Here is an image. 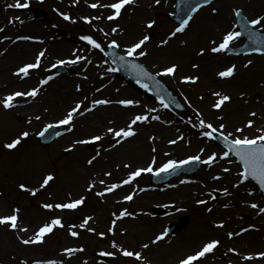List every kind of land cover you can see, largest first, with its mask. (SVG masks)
I'll use <instances>...</instances> for the list:
<instances>
[{"label": "rangeland", "instance_id": "rangeland-1", "mask_svg": "<svg viewBox=\"0 0 264 264\" xmlns=\"http://www.w3.org/2000/svg\"><path fill=\"white\" fill-rule=\"evenodd\" d=\"M61 1L65 4L69 2V0ZM102 1L104 0H82L80 10H74L72 5L61 7L62 13L71 17V20L67 21L60 15L50 13L49 0H28V7H10L2 13L0 45L7 44V37L14 38L18 33L16 21L12 19L10 13L20 18L22 22H19V26L24 22H39L43 25L37 31L26 34L36 40L26 39L25 41L36 45L28 56L26 53L18 54L17 63L21 65L20 67L33 63V59L43 49L46 56L40 62V66L33 69L32 76L15 77V80H10L7 76V73H11L12 63L9 66L10 70H7L6 64L0 63V100L17 91L28 92L37 86H41L42 89L39 90L35 98L17 97L11 108L5 109L0 105V197H3V192L14 183L24 184L30 190H36L35 195L30 192L23 202L24 204L16 207L19 209L18 215L22 217V222L37 226L38 230L51 213L36 208V205L45 201L46 197H57L60 200V193L68 188L66 184L68 181L71 182L68 185L78 186L77 194L73 200L84 197V203L75 210H68L62 214L61 222L63 225H68L79 218L91 217L89 226L96 227L98 233L97 237L93 236L89 242L94 243V246L89 250L83 249L81 244L78 247L74 246L75 237L69 238V248L83 249L80 251V258L86 259L82 260L80 264H116V255H100L101 252H112L106 247V238L112 233L109 228H112L113 221L118 225L117 229H126L125 235H133L134 232L130 227L144 224L146 218L151 219L154 225H157L151 229L152 237L165 232L168 223L183 222L184 225L180 230L171 234L167 233L161 240L163 242L171 241L167 245L179 242L184 232L185 234L188 232L191 238L186 242L187 245L182 246L179 252L174 253L176 255L171 257L149 256L145 264H179L181 259L200 250L203 244L210 240H218L220 243L212 252L193 264H264V258L256 256L257 253L264 252V213L259 212V208L264 207V195L249 179L243 183L239 182L240 166L229 156L222 159L221 156L225 150L221 144L215 139L202 136L200 133L207 129H201L198 126L199 120L203 119L206 123H211L217 128L220 124H224L226 126L223 130L225 134L231 132L233 136L249 137L264 135V73L261 76L248 74L241 81L237 77L240 71L251 69V73H253L252 70L257 63L260 60L264 62V54L237 55L225 51L216 56V53L210 51V48L214 46L213 41L219 43L227 31L235 30L234 9L242 10L245 16L251 20L257 16H264V0H213L195 12L185 31L177 33L174 37L170 36V33L179 25L173 23L167 16L173 11L174 0H165L164 3L162 2L153 9L154 14L139 17V22H144L146 25L149 21H155L152 28L157 26L162 30L160 33L157 32L154 37L156 42L163 38L160 37L162 32L166 33L163 40L168 42L156 45V48H160L161 52L156 51L158 53H155L148 49L145 51L146 56L135 58L155 73L172 64L178 65L174 76L159 77L173 89L186 105L185 113L169 107L164 108L160 101L149 100L125 85L122 80L116 78L115 71H107L108 68L114 67L102 52L80 39L81 36L90 35L102 47L115 40L119 44V51L125 53L127 47L145 36L143 31L135 36H130L129 31L123 30L124 28L121 30L117 28L115 34L111 33L102 37L92 32L93 23H87L81 18L100 17V12L89 5L101 4ZM106 1L115 2V0ZM20 2L24 3V0H20ZM219 6L227 8L228 17L225 21H223V17H219V10L215 13L212 11L213 8L216 9ZM34 9H37L38 12ZM205 10H208L206 20L210 22L209 27L212 28L204 36L197 26L192 25V21ZM110 14L111 12L106 13L107 16ZM128 14H130L129 5H125L121 10L120 17L125 19ZM61 42H65V44ZM173 43L184 47V49L172 50ZM241 43L242 41H236L231 47H238ZM202 48L205 51L203 55H200ZM4 49V47H0L1 51ZM185 50L186 52H184ZM149 55L150 57H148ZM76 56H84L86 59L77 63L57 64V61L60 60H74ZM206 56L214 57L211 69L205 71L202 67L206 63ZM224 58L226 59L224 60ZM181 59L186 64H183ZM248 60H252V64L245 67ZM53 65L63 66L69 71L56 74ZM193 65H197V67H193ZM232 65L236 66L232 77L221 78L217 75L218 72ZM96 70H99V73L102 70L108 84L97 80ZM49 76L52 79L48 80L46 84L40 83L41 80H47ZM186 76L198 77V80L195 83H184L182 79ZM200 78L201 81L203 79L202 82ZM28 79L30 81H26ZM59 84L61 90L68 91L66 98L63 97L61 101L55 95L58 94L55 86H59ZM217 92L231 97L230 101L225 102L218 110L212 107L218 99L213 93ZM38 96L40 100L37 99ZM98 99L107 100L110 103L92 106V101ZM128 99L139 103L129 106L118 103L120 100ZM77 103H81L80 111L83 112V115H74L71 131L68 130L69 126L60 125L63 133L54 139L47 148H41L37 144L36 135L48 124L57 125V122L63 119ZM88 107H91L92 110L84 111ZM153 109L155 110L152 111ZM251 112H255L256 116H250ZM136 115H147L148 120L137 122L132 126L135 135L116 144L115 140L119 138H114L111 133L107 132V129L110 127L114 130L126 128ZM37 116L40 117L39 120L36 119ZM156 116L159 117L158 120L153 119ZM248 120H253V126L245 128L243 133H237L236 128H243ZM23 124L28 126V137H21V134L16 133V130ZM257 129L261 131L257 132ZM94 136H101L102 139L93 141L91 138ZM158 136H161L160 142L155 141ZM18 137L21 142L14 149L5 147L7 141L10 143ZM179 137H183V139H178ZM78 140H86L88 143H74ZM170 140L177 142L170 144ZM142 141L144 146L140 143ZM213 153L217 154L215 163L211 165L203 163ZM195 155L201 157L200 162L203 163L201 169L191 175L172 178L156 188L150 186L149 176L169 159L179 162ZM92 157H96V159L89 164L88 160ZM153 158H155V163L152 165V173L144 172L134 178L131 183L122 184L112 192L105 191L110 185L119 184L127 179L130 172L148 167L149 164H152ZM125 165H129V167H125ZM225 168L229 171H223ZM40 170L43 171L44 177L47 175L54 177L44 188H40V184L36 182V174ZM84 172L95 177L93 179L99 182L104 195L116 196L120 202L110 199L109 205L112 207L109 210L99 209L96 206L97 195L92 192V188L89 191L83 185ZM230 172H232L231 176H229ZM105 173H110V175H105ZM213 177H219V179H213ZM223 178L224 181L230 183L228 187L221 183L216 184ZM29 179L33 183H28ZM101 180L105 183L101 184ZM208 184H211L208 186L209 189L203 190V186ZM224 189H227L229 194L226 195ZM129 194L133 196L130 201V204L134 205L133 208L130 207V204L123 205L121 203L124 197ZM142 194L145 196L143 201ZM182 195L186 201L187 199L195 202L204 200L206 203H197L198 205L193 207L190 205L191 201H179ZM137 196H140L138 201L136 200ZM63 202L67 203V201ZM114 203L117 204L114 206ZM253 203L259 207L256 209L250 207ZM139 205L144 206V209H139ZM12 207L15 206L0 200V216L11 215L8 213ZM209 208L211 211H208ZM124 210L132 215L120 217V213ZM221 223L223 227H217ZM242 229L247 230L242 231ZM5 232L8 234L5 235ZM229 232L239 233V235L229 238ZM100 233H104V237L99 235ZM247 234L258 236L260 243L258 245L247 244V241L242 240ZM9 239V232L0 226V246L7 245ZM54 243L55 239L52 235L46 238L45 243H41L39 256L42 259L47 258L45 252ZM137 245L138 242H135L133 236H128L117 244V249H127L135 253ZM85 247L87 246L85 245ZM229 249L235 251H229ZM16 254V256L20 255L18 252ZM247 255L253 256V259H243ZM127 258L131 262L135 259L134 257ZM11 261L10 258L9 262Z\"/></svg>", "mask_w": 264, "mask_h": 264}, {"label": "snow or ice", "instance_id": "snow-or-ice-1", "mask_svg": "<svg viewBox=\"0 0 264 264\" xmlns=\"http://www.w3.org/2000/svg\"><path fill=\"white\" fill-rule=\"evenodd\" d=\"M134 2H135V0H115V2L110 3V4H106V5L93 3V4H90L89 7L97 8L99 6V7H107V8L113 9L114 10L113 14L109 15L107 17L108 20H113V19H116L117 17H119L121 10L125 7V5H128L130 3H134ZM211 2H212V0H198V2L189 5L187 17L185 19H183L180 22L179 26L176 27L174 29V31H172L170 33V36L174 37L177 35V33L184 32L186 27L188 26L189 22L193 18L192 14L197 12L204 5H208ZM73 3L74 4L78 3V0H73ZM155 3L159 4L160 0H155ZM28 6H29L28 0H24V3H21L20 0H16L15 4L8 5V7H16V8H22V7L26 8ZM212 11H213V13H215L217 11V9L213 8ZM60 15L66 21L71 20V17L66 13H60ZM234 16L237 19H242L243 18L242 10L234 9ZM99 18L100 17H93L92 19H99ZM81 19H83L87 23H91V20L88 17H82ZM154 23H155V21H149L147 27L152 28ZM240 27L244 28L247 31L248 39L250 41H252L253 44H259L260 41L256 38L257 34L252 32V31H248V29H249V27L250 28L260 27V28L264 29V16H257L251 20H247L244 24H241ZM101 31H103V30H101ZM116 31H117V28L112 29L113 33H115ZM244 34H245L244 32H241L238 30H229L224 34V36L222 37V39L219 43H216L215 41L212 42L214 46H212L210 48V51L212 53H220V52L228 51V50H230V46L235 41L239 40L241 38V36H243ZM17 39H33V38L32 37H17ZM80 39L83 41H86L89 45H91L92 48L99 49L101 52L104 51L101 44L97 40H95L92 36L84 35V36H81ZM149 39H150V37L148 35H145L142 39L138 40L137 42L133 43L131 46L127 47L125 50V54L121 55L119 57V60L124 62V61H126V57H136L138 59L139 57L146 56L147 53L143 50V46L146 44V42ZM167 42H168L167 40H163V41H161V44H167ZM108 46L113 47V48H118L119 44L117 43V41L112 40ZM204 51L205 50L203 48L200 49L199 54L203 55ZM253 51H255L259 54H264V47H255V48H253ZM44 55H45L44 51L39 52L35 58L34 63L25 64L24 66L20 67L15 74L16 75L23 74V76H28L30 74L29 70L38 68L40 66L41 58ZM85 59H86V57H84V56H76L74 60H69V61L60 60V61H57V64L77 63V62H79L81 60H85ZM89 63H90V61H89ZM251 64H252V60H248L247 63L245 64V67H248ZM55 66L56 65H53V67H55ZM193 67H197V65H193ZM235 67H236L235 65L227 67L225 70L218 72L217 75L221 78L232 77L234 75V72H235ZM130 68H131V70L135 71L138 76L145 77L148 80H154L155 76H174L176 71H177L178 65L172 64L171 66L165 67L160 72H157L155 74L150 72L147 68H145L144 65H142L140 63H132V64H130ZM107 71L114 72V71H116V69L115 68H108ZM51 79H52V77L49 76L47 78V80H41L40 83L46 84L48 82V80H51ZM197 80H198V77L186 76V77H183L182 82H184V83H195ZM137 83H141V81L137 80ZM141 86L144 88L149 87V85L146 83H142ZM78 88H79V86H78ZM38 92H39V88H32L28 92L17 91V92L11 93V94L7 95L6 97H4L3 100H0V105H2L5 109L11 108L14 106L13 101L17 97L30 96V97L35 98L36 95L38 94ZM213 95L218 97L216 103H214L212 105V107L217 109V110L220 109L221 106L224 105L225 102L230 101V99H231V97H229L228 95H221L218 92L213 93ZM157 99L160 101V104L162 107L167 108L169 106L168 103L165 102V98L163 96L158 95ZM107 103H110V101L98 99V100L92 101V106L102 105V104H107ZM118 103L121 105H124V106H129V105L137 104L139 102L128 99V100H120V101H118ZM176 107H180V105L177 104ZM80 110H81V103H77L73 108H71L68 111L67 115L63 119H61L57 122L58 125H67V126H69L68 130L71 131V125H72V121L74 119V115H76V114L83 115V112ZM91 110H92L91 107L84 109V111H91ZM154 110L155 109H153L152 111H154ZM249 115L254 117V116H256V113L251 112V113H249ZM36 119L39 120L40 117L37 116ZM153 119L158 120L159 117L156 116V117H153ZM147 120H148L147 115H136L131 120V122L128 124V126L126 128L114 130L113 128L110 127L107 129V132L111 133L114 138H119V139L115 140V143L120 144L123 139H126L128 137L135 135V132L132 128L133 125H135L137 122H144ZM193 126L196 127L197 125H193ZM198 126L201 129H207V130L201 132L200 134L204 137H207L208 139H216L215 134L219 132V135L223 138L224 146L228 149V151H224L222 153V156H221L222 159L227 158L229 156V152L234 153L235 156L239 159V161L243 165V170L239 174V182L240 183H243L245 180H248L249 177H251L252 179H254L255 181L258 182L259 186L262 189H264V135H256L254 137H249V136H242V135L233 136V133H231V132H228L227 134H225V132L223 130L225 129L226 126L224 124H220L219 128H217V127H214L211 123H206L203 119L199 120ZM252 126H253V120H248L243 128H236L235 131L237 133H243L245 128H251ZM53 127H54V125H52V124L46 125L45 128L43 129V131H41L39 133V135L43 136L44 133L48 131V129L53 128ZM260 131H261L260 129H257V132H260ZM28 136H29V133L27 131L21 133V137H28ZM91 139L93 141H99L102 139V137L101 136H94ZM178 139H183V137H179ZM20 142H21V139H20V137H18L16 139H13L10 143H7L5 145V147L8 149H14L17 145L20 144ZM176 142H177L176 140H170L169 141L170 144H175ZM74 143L85 144V143H88V141L78 140V141H75ZM201 151H203V149H201ZM216 158H217V154L213 153V154L209 155L207 157V159L203 161V163L211 165V164L215 163ZM95 159H96V157H92V159L88 160V163L91 164L93 162V160H95ZM200 159H201V157L199 155L189 156L184 160H180L179 162L169 159L162 166H160L158 169L155 170V174L169 172V171L175 170L177 167H179L181 165H185V164H188V163L193 162V161H200ZM154 163H155V158H153L152 164H149L148 167L138 168L135 171L130 172L128 174L127 179L121 181L119 184L114 183V184L110 185L109 187H107L105 189V191L106 192H112L113 190L120 187L122 184L131 183L134 180V178L139 177L144 172L152 173L153 172V166L152 165ZM125 167H129V165H125ZM223 171L227 172V171H229V169L225 168V169H223ZM105 175H110V173H105ZM53 179H54V177L52 175L45 176L43 178L42 183L40 184V188H44L45 186H47L49 184V182L52 181ZM213 179H219V177H213ZM100 183L104 184L105 182L103 180H101ZM182 183H183V181H182ZM19 187L22 190L30 191L32 195H35V193H36V190L27 189L24 184H20ZM92 187H93V185L90 184L89 190H91ZM224 193L226 195L229 194L227 189H224ZM104 194H105L104 192L98 193V195H100V196H103ZM132 199H133V196L131 194L124 197V200H127V201H131ZM84 200H85L84 197H80L79 199L71 200L70 202H67V203H61V204H55V205L44 204L43 207L46 209H52L53 207H55L57 209L75 210L78 206H80L84 203ZM197 203L198 204H205L206 201L198 200ZM250 207H252L253 209H256L259 206L255 203H253L250 205ZM208 211H211V209L209 208ZM259 212L264 213V207H260ZM18 213H19V209L14 208L12 210L11 215L0 216V226L6 225L8 228H10L12 230H16L18 228ZM125 215L130 216L132 214L128 213L127 210H124L120 213V217H124ZM91 219H92L91 217H85L83 222L80 224L79 227L85 228L88 225L89 220H91ZM113 225H115V221H113ZM55 227H61V228L64 227L63 223L61 222V219L58 217L53 218L50 222H47L43 226L39 227L38 230H36L35 233L31 237H29L28 239H22L21 238V243L24 245L43 243L44 237L47 234L51 233ZM217 227H223V224L221 223V224L217 225ZM87 230L89 232L95 231V229H93V228H88ZM112 230H113L112 228H109L110 232ZM246 230L247 229H242V231H246ZM19 231L20 232H26L27 228H19ZM69 234L72 237L78 236V232L72 231L71 229H69ZM99 235L103 236L104 233H100ZM166 235H167V231L157 235L152 242L156 243V242L164 239ZM233 235H239V233H235V234L232 232L228 233L229 238H231ZM219 243L220 242L218 240H210V241L204 243L203 246L200 248V250L196 251L195 253H193L191 255L186 256L183 259H181L179 261V264H193V262L198 261L199 259L203 258L206 254L212 252L219 245ZM112 247L117 248L118 246L116 245L115 242H113ZM142 247L147 248L148 245L144 244ZM78 251H83V249L82 248H78V249L77 248H66V249H64V252L67 253L68 256H71L72 254H74L75 252H78ZM229 251L234 252L235 250L229 249ZM120 254L125 256V257H134L136 260L142 259V254L140 252L134 253V252L129 251L127 249L120 250ZM100 255L115 256L116 253H114V252H101ZM256 256L259 258H264V252L257 253ZM243 259L251 260V259H253V256L247 255V256H244ZM24 264H26V262H24ZM34 264H63V262H57L55 260H48V261H44V262L36 261V262H34Z\"/></svg>", "mask_w": 264, "mask_h": 264}, {"label": "bare ground", "instance_id": "bare-ground-1", "mask_svg": "<svg viewBox=\"0 0 264 264\" xmlns=\"http://www.w3.org/2000/svg\"><path fill=\"white\" fill-rule=\"evenodd\" d=\"M15 0H0V19L2 18V13L4 11H6V8H10L8 7V5H13ZM50 3L48 5V8L50 10V13L52 15L56 14V15H60V13H62V9L61 7H67L68 5H72L74 10H80L82 7V0H78V3H73V0H69V2L67 4L63 3L61 0H49ZM165 0H160L159 4L155 3V0H135L134 3H130L129 5V12L130 14L126 15L125 19L121 18L120 15L119 17H117L116 19L113 20H108L107 19V12H111L110 15L113 14V9L107 8V7H97L94 8L96 9L98 12H100V18L99 19H92L95 16H91L90 20L93 23V27L94 29H92V32H94L95 34H97L99 37L102 36H106L107 34H111L113 33L111 30L113 28H118L121 30V28H124L123 30L127 29L129 32L130 36H135L136 34H139L141 31H143V34L148 35L150 37V39L146 42V44L143 46L146 47L144 49V51H147L148 49L152 50L155 53H158L156 51H160V48H156V45L159 46V44L161 43V41H163V39L166 37V33L162 32L160 34V37L162 36V39H159L158 42H156V40H154V37L156 36L157 32L160 33L162 30H160L157 26L156 28H148L146 24H144V22H139V17L143 16V15H148V14H154L153 9L155 7H158L162 2L164 3ZM110 2L104 0L101 2V4H108ZM217 10H219L218 15L219 17H223V21L227 20V8L226 6H222L219 8H216ZM208 10L202 11L197 18H195L192 21V25L193 26H197L198 30L205 36L207 33H209L210 29L212 27H209L210 22H208L206 20V14H207ZM12 19L14 21H16L15 25L17 26V31L18 33L15 34L14 38L12 36H8L7 37V44H3L0 45V47H4V50H0V63L2 64H6L7 65V70H10V63H12V68H11V73H7V76L10 80H15V77H23V74L20 75H16L15 73L17 72V70L20 68L21 65H18L17 61H18V54H24L26 53L27 56L30 54L31 50L33 48H35L34 43H29L26 42V39H17V37H29L26 36V34H29L32 31H37V29H40L43 27V25L39 22H24L23 24H21L19 26V22H22L20 20L19 17H16L15 15L11 14ZM61 16V15H60ZM18 18V19H17ZM79 22L81 23L80 19ZM117 29V30H118ZM150 29H154V30H150ZM103 30V31H101ZM218 30V29H217ZM115 34V33H113ZM43 36V35H42ZM44 37V36H43ZM42 37V38H43ZM34 39V38H33ZM30 40V39H28ZM36 40V39H34ZM64 43L65 42H61ZM180 48L184 49V47H180L178 45H176L175 43H173L172 45V50H179ZM44 51V49L42 50ZM186 52V50L184 51ZM182 52V53H184ZM45 55L42 57V60L45 58L46 56V52L44 51ZM220 53H216V56H219ZM23 57V56H22ZM150 57V55L148 56ZM213 57L214 56H206V63L204 64V66L202 67V69H205V71L208 69H211V65L213 64ZM220 60H222L221 58H218ZM226 58H224L225 60ZM259 59V58H258ZM183 64H186L182 61V59L180 60ZM5 62V63H4ZM33 63L35 62V59H33L32 61ZM258 62V60H257ZM101 73H99V70H96L95 73H97V80L99 82H105L106 84H108L106 78L104 77L105 75L103 74L102 70H100ZM249 71V73H248ZM253 73H251V69L243 71V72H238V78L239 80H243L244 77H246L248 74H252V75H256V76H261L264 73V62L260 60L259 63H257V65L253 68ZM29 75L28 76H32L33 75V69L29 70ZM33 78V77H32ZM110 80V79H109ZM26 81H30V79L26 80ZM24 81V82H26ZM65 81V80H64ZM201 81V78H200ZM203 81V79H202ZM201 81V82H202ZM38 83V82H37ZM116 83V81H115ZM111 86H113V84H111ZM57 88L58 94H55L59 100L61 101L64 98H66L68 91L66 90H61V85L59 84V86H55ZM37 88H39V90L41 91V86H37ZM189 88V87H188ZM190 88H192V86H190ZM54 94V93H53ZM38 100H40L39 96L37 98ZM25 101V99H24ZM86 116V115H85ZM87 117H89L87 115ZM28 132V126L26 125H22L20 126L17 130L16 133L17 134H21L22 132ZM155 141L160 142L161 141V136H158L155 138ZM8 143V141H7ZM141 145L144 146L143 141L140 142ZM232 175V172H230L229 176ZM31 177V176H30ZM29 177V178H30ZM84 177L85 180L83 181V185L85 186V189L89 190V185L92 184V192L95 193L97 195V201H96V206L99 209H107L109 210L112 206L109 205V200H117L118 197L116 196H100L98 195V193L103 192L102 191V187L99 184V182L95 181L93 179L94 176L89 175L88 172H84ZM32 178V177H31ZM36 182H38L39 184L42 183L43 178H44V173L42 170L38 171L36 174ZM95 178V177H94ZM225 179H221L216 184H222L225 187H228L230 185V183L228 181H224ZM28 183H33V181L31 179H29L27 181ZM69 183H71L70 181H68L67 184V189L63 190L60 193V200L57 199V197H46L45 201L43 202H39L36 205V208H40L41 210H43L44 212H49L51 213V215L48 217V219L46 221L43 222L42 225H44L47 222H50L53 218H62V214H65L68 209H57L55 207H53L52 209H46L43 207L44 204H61V203H66L63 201H67L70 202L71 200H73V197L77 194V189L78 186H70L68 185ZM20 183H14L12 184L11 187H8L6 189V191L3 192V197H0V200L3 203H9L12 206L10 213L8 214H12V210L14 208H17V205H23L24 201L26 200V197L29 196L30 191H25L22 190L19 187ZM209 185H204L203 186V190H208L209 189ZM213 187V186H212ZM27 189L28 186H26ZM202 190V191H203ZM90 191V190H89ZM5 195V196H4ZM142 201L145 200V196L142 194L141 196ZM64 199V200H62ZM140 199V196H137L136 200L138 201ZM180 202H190V205L195 207V205L197 206V202H195L194 200H189L187 199V201L185 200V198L183 197V195L180 197ZM117 202H120V200H117ZM121 203L123 205L125 204H130V201L127 200H122ZM16 204V205H14ZM117 203H114V206ZM133 204H130V207L133 208ZM139 209H144V206L139 205L138 206ZM143 211V210H142ZM83 218H79L77 221L68 224V225H64V227H55L54 230L47 234L44 237V243L46 241V238L49 237L50 235H52V237L55 239V243L52 247H50L48 250H46V254L45 256L47 257L46 259H42L39 254L41 253L39 251V249L41 248V243L38 244H29V245H24L21 243V238L22 239H28L29 237H31L35 231L37 230V226H31L29 223H23L22 222V217H20L18 215V228L16 230H12L10 228H8L6 225L5 226H1L5 229V231H8L10 234V239L7 245H2L0 246V264H24V262H26V264H34V262L36 261H40V262H44V261H48V260H55L57 262H63V264H80V262L82 260H85L86 258H80V251L75 252L74 254H72L71 256H68L67 253L64 252V249L69 248L68 243H69V238L72 237L69 234V229H71L72 231H76L78 232V236L75 237L73 243L75 244L74 246L78 247L80 246V244L82 245V248L85 250H89L94 246V243H89L91 241V239L93 238V236L98 235L96 227H92L88 225L85 228H80V224L83 222ZM118 225H113L112 226V233L111 235H107L108 237L106 238V247L108 249H110L112 252L116 253V264H145L148 261V257H171L172 255H176L174 253H177L180 251V249L182 248V246L187 245L188 243H186L188 240H190L191 235L188 234V232L185 234H183V236L180 238L179 242H174L170 245H167L169 243H171V241H167V242H163V241H158L156 243H153L152 241L155 239V236L152 237L151 233V229L155 228L157 225H154V222L149 219L146 218L144 221V224H140V225H133L132 227H130V229L132 230L133 235H125L126 234V229H117ZM19 228H27L26 232H20ZM88 228H93L95 229L94 232H89L87 229ZM5 235L8 233H4ZM4 235V236H5ZM128 236H133V239H135V242H138V245L136 246V250L137 252H140L142 254V259L141 260H136L133 259V261H129L127 257L123 256L120 254V250L117 248H113L112 244L113 242L117 244L120 243V241L125 240ZM19 237V238H18ZM104 237V236H103ZM242 240L247 241V244L249 245H258L260 243L258 236L255 235H249L247 234V236H244V238ZM144 244H147L148 247L144 248L142 247ZM85 245L87 247H85ZM20 254L18 256H16L17 252ZM224 254V253H222ZM12 259L11 262H9V259ZM240 261V260H238ZM97 264V263H95Z\"/></svg>", "mask_w": 264, "mask_h": 264}, {"label": "water", "instance_id": "water-1", "mask_svg": "<svg viewBox=\"0 0 264 264\" xmlns=\"http://www.w3.org/2000/svg\"><path fill=\"white\" fill-rule=\"evenodd\" d=\"M180 12H181V10H180L179 4H177V13L174 16H172V17L177 19V20H181V13ZM243 32L245 33L244 35L248 38L247 31L244 28H243ZM168 93L166 91V93L163 95V97L165 98L166 101H170L169 100V98H170L169 95L170 94L168 95ZM174 104H178V103L174 100ZM40 137H42V136H40ZM47 142H48V139H45V142H42V144L46 145Z\"/></svg>", "mask_w": 264, "mask_h": 264}]
</instances>
